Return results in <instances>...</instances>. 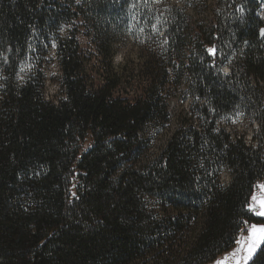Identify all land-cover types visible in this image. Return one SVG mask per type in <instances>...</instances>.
<instances>
[{
	"label": "trees",
	"instance_id": "1",
	"mask_svg": "<svg viewBox=\"0 0 264 264\" xmlns=\"http://www.w3.org/2000/svg\"><path fill=\"white\" fill-rule=\"evenodd\" d=\"M260 1L0 0V264H209L264 224Z\"/></svg>",
	"mask_w": 264,
	"mask_h": 264
},
{
	"label": "rangeland",
	"instance_id": "2",
	"mask_svg": "<svg viewBox=\"0 0 264 264\" xmlns=\"http://www.w3.org/2000/svg\"><path fill=\"white\" fill-rule=\"evenodd\" d=\"M175 1L179 4H183V1H185V0H175ZM256 15L261 20L262 26H264V0L260 1V6H259L258 10L256 11ZM88 45H89L88 42L84 41V46H88ZM222 70L224 73H227L228 72V66H223ZM19 71H20V73L23 71L22 67H20ZM55 71H56V67L54 65H51L48 73L53 74ZM55 89L56 88L54 87V85L52 83L48 84L47 91L49 92V94H52L53 91H55ZM234 127H235L237 132H241L245 135V139L248 143H254L251 141V137L257 131V126L255 123L248 124L245 120H241L239 117H236V119L234 121ZM223 178H224V180H227L225 175L223 176ZM262 185H264V184H262ZM260 186L257 189V192L254 194V196L257 198V201L264 200V189H261ZM251 205L253 206V208L256 211H258L260 208V204L258 202H254L253 199H252ZM253 212H254V214H256L255 211H253ZM260 217L264 218V216H260ZM250 225H253V224H250ZM254 225H257L258 227H260L264 224H254ZM248 235L249 234L247 231L240 232V234L238 235V237L236 239L234 246L229 251L224 252L223 254L218 256L213 262H211L209 264H217V261H220L223 258H225L226 256H228L230 253L233 252L234 249H237L239 247V245L237 244V240L241 239V238H246ZM256 235L259 236L261 234L256 233ZM246 243H248V242L246 241ZM240 255L243 256L244 252L241 251ZM225 264H237V260L233 259V258H229L225 261ZM240 264H243V262L241 261Z\"/></svg>",
	"mask_w": 264,
	"mask_h": 264
},
{
	"label": "snow or ice",
	"instance_id": "3",
	"mask_svg": "<svg viewBox=\"0 0 264 264\" xmlns=\"http://www.w3.org/2000/svg\"><path fill=\"white\" fill-rule=\"evenodd\" d=\"M147 2V0H145ZM264 32V30H262ZM261 189H264V185L260 186ZM254 202H258L260 204V208L256 211L252 205H249L250 211H255L256 215L264 216V200L257 201V198L253 197ZM244 231L248 232V236L246 238H241L237 240V244L239 247L234 249L232 253L223 258L220 261H217V264H225V261L229 258H233L237 260V264H240L242 261L243 264H248V261L253 260L254 254H256L257 249L260 248L261 252L264 253V248H261V244L264 243V225L258 227L257 225H249L246 226ZM256 233H260L261 235L257 236ZM246 241L248 243H246ZM243 251L244 255L241 256L240 252ZM255 264V262H253ZM264 264V262H262Z\"/></svg>",
	"mask_w": 264,
	"mask_h": 264
},
{
	"label": "water",
	"instance_id": "4",
	"mask_svg": "<svg viewBox=\"0 0 264 264\" xmlns=\"http://www.w3.org/2000/svg\"><path fill=\"white\" fill-rule=\"evenodd\" d=\"M262 30H264V26H262V27L260 28V36H261V37L264 36V32H262Z\"/></svg>",
	"mask_w": 264,
	"mask_h": 264
}]
</instances>
